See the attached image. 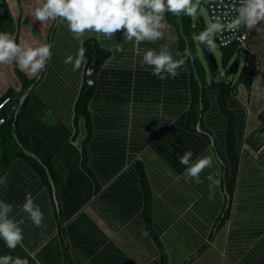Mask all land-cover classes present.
Instances as JSON below:
<instances>
[{"label": "crops", "instance_id": "obj_1", "mask_svg": "<svg viewBox=\"0 0 264 264\" xmlns=\"http://www.w3.org/2000/svg\"><path fill=\"white\" fill-rule=\"evenodd\" d=\"M5 1L9 17L4 27L17 42L54 47L46 68L36 75L14 63L0 64V100L11 93L21 103L18 130L41 141L51 164L50 173L27 151L40 169L22 157L0 165V175L7 176L0 199L13 205L14 219L24 220L21 245L9 250L0 241V255L11 252L29 264H264V139L257 135L264 126V26L258 23L259 32L245 28V47L258 58V74L250 91L239 84L226 104L238 119L242 142L232 208L208 245L226 207L224 177L232 173L224 146L228 119L218 93H206L203 127L199 122L194 127L187 119L186 63L177 77L160 80L139 64L153 42L137 46L124 40L123 29L112 38L85 33L78 41L57 20H36L31 14L35 0ZM169 26L166 32L173 37L177 32ZM90 38L110 56L92 75L88 140L87 130L74 121L86 59L73 71L64 58L75 56ZM167 46L175 57L178 47ZM253 134L258 150L244 143ZM186 150L194 160L213 156V166L200 174L202 183L182 175L179 156ZM2 156L0 144V161ZM213 172L220 183L210 198L204 177ZM26 193L44 213L41 227L20 210Z\"/></svg>", "mask_w": 264, "mask_h": 264}, {"label": "clouds", "instance_id": "obj_2", "mask_svg": "<svg viewBox=\"0 0 264 264\" xmlns=\"http://www.w3.org/2000/svg\"><path fill=\"white\" fill-rule=\"evenodd\" d=\"M198 0H35L32 16L42 22L57 20L72 34L73 39L80 40L85 33L102 34L105 38H112L113 34L123 29L124 40L141 42H156L164 37L170 27L166 13L176 16L181 14L193 16L197 12ZM235 13L231 19L214 17L206 28L195 36L200 44L209 50L216 47L215 37L225 31H236L241 26L246 29L260 31L258 23L264 26V0H239L238 6L231 9ZM225 17L229 13L224 14ZM54 47L51 43L32 46L20 43L9 32H0V64L14 63L18 69L31 75H36L46 68L51 60ZM122 49L117 46L116 51ZM190 52L183 54L173 52L167 45L158 50L149 48L143 51L139 61L140 67L150 69L151 75L160 80L177 77L178 69L185 63ZM84 49H77L75 56L69 54L64 58L65 64H70L73 71H77L84 63ZM179 163L184 165L182 173L186 181L202 183L200 174L206 168L213 166V156L203 155L193 159L191 150H186L179 156ZM219 173L207 174L209 194L218 186ZM7 186V176L0 175V188ZM20 210L36 227H41L44 213L34 202L31 193H26ZM13 205L0 199V241L9 250H15L23 240L21 224L24 220L14 219ZM0 264H29L28 259L14 256L11 252L0 255Z\"/></svg>", "mask_w": 264, "mask_h": 264}, {"label": "trees", "instance_id": "obj_3", "mask_svg": "<svg viewBox=\"0 0 264 264\" xmlns=\"http://www.w3.org/2000/svg\"><path fill=\"white\" fill-rule=\"evenodd\" d=\"M196 2V0H194ZM209 3V1H208ZM208 3L206 7H208ZM209 12V9H208ZM9 17V10L5 0H0V28L5 32H8L5 27L8 24L7 18ZM167 23L173 26L177 32V45L179 53L183 54L185 50L190 52V56L185 58V63L189 67V90H190V105L188 110L187 119L194 127H203L202 116L207 107L206 93L209 90H215L218 93V102L222 112L228 119L227 132L224 138L225 151L227 157L231 160V175H225L223 182V192L226 197V207H224L220 223L213 229V232L209 238L208 245L211 243L217 227L228 216L229 209L232 208L234 188L236 184L237 168L239 161V149L242 142V129H236L238 119L228 110L226 104L230 96L237 92L239 84H243L244 87L250 91L252 84L258 74V58L246 47L241 46L238 43L224 47L220 46L215 37V43L221 53V61L219 63L214 49L209 50L204 45L195 40V36L206 28V22L203 17H198L196 20L192 16L186 15H173L166 13ZM5 26V27H4ZM245 30V27L242 26ZM4 28V29H3ZM82 47L84 49V58L86 59L85 73L81 84V89L77 97V101L74 108V121L75 123H81L84 129L87 130L88 140L92 133V120L89 111V103L94 95L95 82L92 77L93 73L101 68L103 63L110 56V52L102 49L98 41L94 38L86 40ZM244 49L245 64L240 72V62L238 59L228 68L230 60L233 56ZM200 51L202 52L207 67L211 75V81H208L207 69L202 63L200 57ZM96 63V67L93 65ZM93 68V73H89L88 70ZM228 68V69H227ZM240 72V73H239ZM237 83H233L229 80L230 76L238 75ZM92 81V84L89 81ZM27 88V87H26ZM11 95V96H10ZM7 96V95H6ZM12 102L4 108H0V118H5L6 122L0 126V144L3 149L2 160L0 165L6 167L11 160L16 157H22L30 162V164L40 169V163L28 156L26 152L36 154L41 161V164L47 168L51 173L50 161L47 153L42 149V143L38 139L29 140L26 136L19 132L18 121L20 119L19 109L21 103H15L14 96L9 93ZM25 99L23 101L24 105ZM262 123H264V115L260 117ZM77 128V127H76ZM203 131H206V129ZM259 139H264V126L258 129L257 133ZM261 136V137H260ZM209 138V136L207 135ZM258 138L254 137V134L244 140L249 146L258 150L260 144ZM219 157L224 156L220 153ZM224 158V157H223Z\"/></svg>", "mask_w": 264, "mask_h": 264}, {"label": "built area", "instance_id": "obj_4", "mask_svg": "<svg viewBox=\"0 0 264 264\" xmlns=\"http://www.w3.org/2000/svg\"><path fill=\"white\" fill-rule=\"evenodd\" d=\"M239 0H209L208 9H209V17L211 21L214 17H222L223 19H231L232 16L235 15L231 9L235 6H238ZM225 13H229L227 17H225ZM248 40V33L241 26L236 31H225L217 36V42L220 46H230L232 44L238 43L241 46L245 47ZM93 68L88 70L89 73H93ZM92 84V81H89ZM12 102L10 96H4L0 100V108H4ZM6 122L5 118H0V126Z\"/></svg>", "mask_w": 264, "mask_h": 264}, {"label": "rangeland", "instance_id": "obj_5", "mask_svg": "<svg viewBox=\"0 0 264 264\" xmlns=\"http://www.w3.org/2000/svg\"><path fill=\"white\" fill-rule=\"evenodd\" d=\"M208 1L209 0H198L197 12H196L195 15L192 16L194 20H196L200 16L203 17V19L206 22V25H208V23L211 22V19L209 17L208 7H206V4L208 3ZM170 35H172V34L171 33H167L165 31V35H164V37L162 39L157 40L156 42H153V48L156 49V47L168 45V43L172 47L173 46L178 47L177 46V34L173 33V37L170 36ZM214 52H215V55H216V57H217V59H218V61L220 63V61H221V53H220V50L217 47V44H216V47L214 48ZM200 53H201L200 57H201L202 63L204 64L205 68L207 69L208 81L210 82L211 81V75H210L209 69L207 67L206 60H205V58H204V56H203L201 51H200ZM236 59H238L239 62H240V72H241V70H242V68L244 67V64H245L244 49L240 50L239 52H237L233 56V58L229 62L228 68L235 62ZM186 71H188L187 67H186ZM239 73H238V75H233L232 77L230 76L229 80L232 81L234 84L237 83L238 78H239Z\"/></svg>", "mask_w": 264, "mask_h": 264}, {"label": "water", "instance_id": "obj_6", "mask_svg": "<svg viewBox=\"0 0 264 264\" xmlns=\"http://www.w3.org/2000/svg\"><path fill=\"white\" fill-rule=\"evenodd\" d=\"M96 63H94V65H93V67L95 68L96 67V65H95Z\"/></svg>", "mask_w": 264, "mask_h": 264}]
</instances>
